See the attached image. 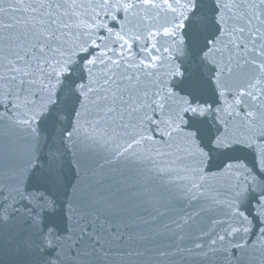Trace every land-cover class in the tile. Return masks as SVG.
Here are the masks:
<instances>
[{"label": "water", "instance_id": "95a60500", "mask_svg": "<svg viewBox=\"0 0 264 264\" xmlns=\"http://www.w3.org/2000/svg\"><path fill=\"white\" fill-rule=\"evenodd\" d=\"M0 264H264V0H0Z\"/></svg>", "mask_w": 264, "mask_h": 264}]
</instances>
